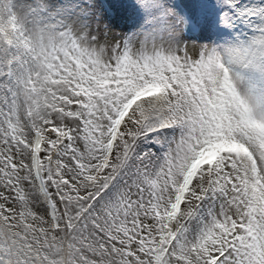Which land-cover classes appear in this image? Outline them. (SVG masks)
I'll list each match as a JSON object with an SVG mask.
<instances>
[{"label":"snow or ice","instance_id":"obj_1","mask_svg":"<svg viewBox=\"0 0 264 264\" xmlns=\"http://www.w3.org/2000/svg\"><path fill=\"white\" fill-rule=\"evenodd\" d=\"M0 264H264V0H0Z\"/></svg>","mask_w":264,"mask_h":264}]
</instances>
